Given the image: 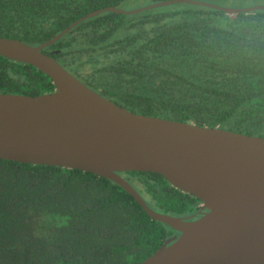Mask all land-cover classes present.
I'll return each instance as SVG.
<instances>
[{
	"label": "trees",
	"instance_id": "obj_1",
	"mask_svg": "<svg viewBox=\"0 0 264 264\" xmlns=\"http://www.w3.org/2000/svg\"><path fill=\"white\" fill-rule=\"evenodd\" d=\"M160 1L0 0V36L38 45L91 11ZM248 1L244 7L264 4ZM44 50L135 112L264 137V8L229 14L177 2L132 14L104 11ZM54 89L32 64L0 55V92ZM120 174L155 210L188 212V193L162 174ZM174 231L112 179L0 158V264H138Z\"/></svg>",
	"mask_w": 264,
	"mask_h": 264
},
{
	"label": "water",
	"instance_id": "obj_2",
	"mask_svg": "<svg viewBox=\"0 0 264 264\" xmlns=\"http://www.w3.org/2000/svg\"><path fill=\"white\" fill-rule=\"evenodd\" d=\"M190 2L229 14L264 8L165 0L135 9L89 12L31 45L0 36V55L32 64L55 85L38 95L0 92V158L80 169L114 180L154 219L180 234L138 264H264V137L130 110L104 96L44 49L83 19ZM162 174L207 209L195 219L152 208L120 172Z\"/></svg>",
	"mask_w": 264,
	"mask_h": 264
},
{
	"label": "flooded vegetation",
	"instance_id": "obj_3",
	"mask_svg": "<svg viewBox=\"0 0 264 264\" xmlns=\"http://www.w3.org/2000/svg\"><path fill=\"white\" fill-rule=\"evenodd\" d=\"M178 190H180V189H178ZM180 191L183 192L182 190H180ZM183 193H187V192H183ZM187 196H188V198L186 197L185 200L186 201L188 200V202H189V205H190L189 210L187 213L180 214L177 216H189L191 219H195L207 210L204 207L202 201L200 199H198L196 196L191 195L189 193L187 194ZM174 234H180V232L175 230L174 232L171 233V235L168 238L172 237Z\"/></svg>",
	"mask_w": 264,
	"mask_h": 264
},
{
	"label": "rangeland",
	"instance_id": "obj_4",
	"mask_svg": "<svg viewBox=\"0 0 264 264\" xmlns=\"http://www.w3.org/2000/svg\"><path fill=\"white\" fill-rule=\"evenodd\" d=\"M219 4H223V5H230L231 7H244L247 6L250 1L248 0H219L218 1ZM136 4H141V2H138Z\"/></svg>",
	"mask_w": 264,
	"mask_h": 264
}]
</instances>
